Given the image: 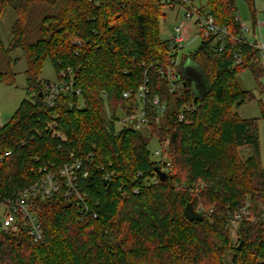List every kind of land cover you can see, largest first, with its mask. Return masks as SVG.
<instances>
[{"label":"trees","instance_id":"16d2710c","mask_svg":"<svg viewBox=\"0 0 264 264\" xmlns=\"http://www.w3.org/2000/svg\"><path fill=\"white\" fill-rule=\"evenodd\" d=\"M165 5L161 0H0V20L7 7L15 15L7 47L0 38V82L14 83L11 51L21 49L26 59V97L0 133L1 148L12 150L0 163V193L28 186L40 167L58 169L73 155L91 159L81 184L97 214L82 218L61 183L52 198L35 201L43 241L34 243L23 229L6 235L0 239V264H223L226 249L234 251L232 264H264V219L240 224V249L232 247L224 222L227 212L246 200L256 206L264 199L257 119H241L234 111L253 97L240 87L238 71L249 67L256 79L263 72L258 50L227 43L216 51L212 39L203 40L181 55L197 67L198 80L178 72V90L172 92L167 68L177 54L160 38ZM200 6L217 24L238 32L235 0H205ZM74 38L81 47L71 44ZM237 48L243 62L233 67ZM47 57L56 78L70 67L81 90L80 95L60 93L51 108L41 95ZM141 84L148 90L146 127L117 128L108 112L112 118L134 112ZM124 92L132 94L124 97ZM154 98L165 104L163 113ZM190 102L195 109L179 122L178 113ZM260 109L264 119L263 104ZM50 115L66 142L44 130L32 138ZM153 138L167 142L170 166L166 180L158 177L146 185L155 167L162 169L151 156ZM244 147L250 151L242 159L238 149ZM102 167L114 171L109 180ZM199 180L204 187L194 194ZM189 202L213 207L211 217L188 220Z\"/></svg>","mask_w":264,"mask_h":264},{"label":"built area","instance_id":"2783aa9c","mask_svg":"<svg viewBox=\"0 0 264 264\" xmlns=\"http://www.w3.org/2000/svg\"><path fill=\"white\" fill-rule=\"evenodd\" d=\"M170 8L176 6L180 7L184 11L185 21L180 22L173 28V34L170 36V48L173 53L177 54L170 60V66L167 68V77L169 78V90L176 91L179 86V75H184L187 78L194 81L198 78L190 76L189 73H185L184 65L179 69L181 61H179V53L184 48L193 43L196 39H200V43L203 40L212 39L213 45L216 51H222L227 43H231L234 47L239 45H247L258 50V59L264 57V42L262 39V28H264V17H260V12L256 11L254 19L250 22L241 21L236 14L235 18L239 23L238 32L231 33L226 26L216 23L214 17L204 10L200 4H196L193 0H161ZM189 25H192L194 33L190 34L188 31ZM199 43V44H200ZM71 44L81 47L82 43L79 39H72ZM243 62V56L241 51L237 48L232 52V66H240ZM197 79V80H196ZM69 92L76 95L81 94L80 88L74 85V74L70 67L61 69L58 77L54 81H46L43 84L41 95L43 102L48 108L53 107L57 97L60 93ZM147 88L145 84L138 86L135 91V97L140 101V106L134 109L132 113L120 112L118 118H112L110 112H108V118L115 124L117 128L132 127L135 130H142L147 125V116L144 110ZM132 92H124L123 96L128 97ZM103 97L106 95L103 93ZM83 102V100L81 101ZM153 105L158 109L160 113L165 111V104L161 103L158 98L152 100ZM106 105V101H105ZM107 107V105H106ZM131 108V107H130ZM195 104L190 102L183 105L178 113V121H185L184 114L188 111H193ZM4 123L0 121V133L4 127ZM48 132L52 138L59 139L61 142H66V136L58 129L57 123L54 119V115H50L47 120L43 122L42 130L35 128L32 138L34 136L40 137L42 131ZM158 147L154 150V156H162V153L168 150L167 142L159 141ZM24 144L23 142L21 143ZM60 147V145H58ZM12 154L11 149H3L0 146V163L4 162ZM72 155V154H71ZM162 164V171L167 172L170 163L168 158L157 159ZM91 163V159L75 158L72 155L70 162L65 163L62 167L54 169L53 165L42 166L38 169L39 177L35 179L31 184L25 187H19L6 193H0V239L6 237L9 234H17L21 229L25 230L31 240L34 243H40L43 241L42 225L39 220L37 211L35 210V200L52 198L61 187V183L65 187V194L70 197L79 210V214L82 218L91 215L96 217V212L92 211L89 204V194L84 190L81 184V180L88 176V169L85 167L86 162ZM104 171V179L109 180L114 171H105L104 167L101 168ZM140 172L136 173V177H139ZM158 175L153 171V176L148 177L146 185L157 182ZM199 188L196 189V187ZM200 187H204L202 181H198L193 184V190L199 191ZM135 193L138 192V187L134 188ZM197 193V192H196ZM197 212L204 217H211L213 213V207H204L202 204H198L195 208ZM253 206L249 200L239 209L229 210L224 217V222L229 226H239L242 222H257L259 219H264V199L259 201L255 206V211H258L257 215H254L252 211Z\"/></svg>","mask_w":264,"mask_h":264},{"label":"rangeland","instance_id":"374dc122","mask_svg":"<svg viewBox=\"0 0 264 264\" xmlns=\"http://www.w3.org/2000/svg\"><path fill=\"white\" fill-rule=\"evenodd\" d=\"M235 0L236 14L239 16L241 21L250 23L255 16V12L259 11L260 17H264V0ZM196 4L205 3V0H194ZM162 11L164 16L160 18V38L162 40H167L173 34V28L175 25L179 24L182 21H185L184 11L182 8L176 6L174 8H170L167 5L162 7ZM15 18L14 13L11 11L9 7H7L2 15L0 20V38L5 47L8 46L10 42V27ZM188 31L193 35L194 30L192 25H189ZM262 39L264 42V28H262ZM200 43V39H196L193 43L187 45L183 51L179 53V61L182 58V54H189L193 52ZM11 63L10 70L14 73V83L13 84H5L0 82V121L4 124L10 120L13 116L15 110L18 108L22 99L26 97L25 86H26V59L23 55L21 49H15L10 52ZM188 58H185L181 61L179 69L182 68V64ZM191 60V59H190ZM192 61V60H191ZM257 66L263 68V72L261 76L256 79L252 72V69L249 67L243 68L238 71L236 78L240 85V87L244 91H249L252 93L253 97L250 100L245 101L244 103L235 106L234 111L238 114L241 119H257L258 125V138H259V148H260V159L261 165L264 168V119L261 117V109L260 104L264 105V57L262 59L257 60ZM56 79L55 70L51 63L49 57H47L42 65V70L40 74L41 81H54ZM158 147L157 139H152L150 142V150L151 156L154 160L157 159H166L167 153H162V156H154V150ZM248 148H240L238 149V154L242 159H245L249 154ZM151 177V176H150ZM186 183L183 182L182 188L186 187ZM199 186L196 187V189ZM203 187H200L202 189ZM194 194H197L198 191L193 190ZM197 192V193H196ZM36 201V200H35ZM35 203V202H34ZM252 209L254 215L258 214V211H255V206ZM210 218V217H209ZM212 221V220H210ZM239 226H229L227 227L229 232V239L231 241L232 247L238 246L239 242ZM234 256L233 249H226L223 252L222 262L223 264H232V259Z\"/></svg>","mask_w":264,"mask_h":264},{"label":"water","instance_id":"95a60500","mask_svg":"<svg viewBox=\"0 0 264 264\" xmlns=\"http://www.w3.org/2000/svg\"><path fill=\"white\" fill-rule=\"evenodd\" d=\"M155 173L158 175L159 179L161 181H164L168 178V174L165 171H162L160 168L155 167L154 169ZM184 214L185 217L190 220H196V221H203L204 216L196 211L195 207L191 202L187 203L184 208ZM242 246V241L239 242L237 248L240 249Z\"/></svg>","mask_w":264,"mask_h":264},{"label":"crops","instance_id":"0c3cea01","mask_svg":"<svg viewBox=\"0 0 264 264\" xmlns=\"http://www.w3.org/2000/svg\"><path fill=\"white\" fill-rule=\"evenodd\" d=\"M184 65V71L185 73H189L190 76H192V78H198V69L197 67L194 65V63H192V61L190 60V58H188L186 61L183 62Z\"/></svg>","mask_w":264,"mask_h":264},{"label":"flooded vegetation","instance_id":"af4514ba","mask_svg":"<svg viewBox=\"0 0 264 264\" xmlns=\"http://www.w3.org/2000/svg\"><path fill=\"white\" fill-rule=\"evenodd\" d=\"M197 80V79H196Z\"/></svg>","mask_w":264,"mask_h":264}]
</instances>
